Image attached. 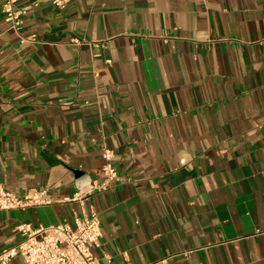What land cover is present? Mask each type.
Segmentation results:
<instances>
[{"label": "crops", "instance_id": "obj_1", "mask_svg": "<svg viewBox=\"0 0 264 264\" xmlns=\"http://www.w3.org/2000/svg\"><path fill=\"white\" fill-rule=\"evenodd\" d=\"M3 2L0 182L54 202L0 210V252L94 209L99 264H264V0H20L37 41ZM103 135L118 177L66 200Z\"/></svg>", "mask_w": 264, "mask_h": 264}, {"label": "built area", "instance_id": "obj_2", "mask_svg": "<svg viewBox=\"0 0 264 264\" xmlns=\"http://www.w3.org/2000/svg\"><path fill=\"white\" fill-rule=\"evenodd\" d=\"M20 0H4L2 12L10 30H13L21 41H37L34 36H24L21 32L26 9L19 7ZM60 9L70 0H50ZM101 155L104 160L102 181H88L78 188L74 195L66 200L80 202L84 205L90 196L109 190L119 175L114 163L115 153L108 146L106 136H102ZM48 189H33L18 195L10 192L0 182V210L25 209L38 205L52 204ZM16 230L22 239L16 244L0 252V264H7L13 257L20 255L25 264H99L93 255V248L102 245V227L99 213L91 209L75 214L72 222H62L55 225L33 227L22 222ZM167 259H163L164 263Z\"/></svg>", "mask_w": 264, "mask_h": 264}]
</instances>
